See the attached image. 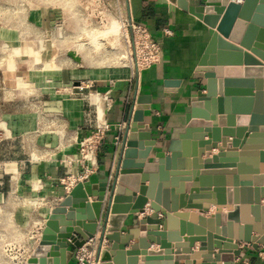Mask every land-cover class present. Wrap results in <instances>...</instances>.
Returning <instances> with one entry per match:
<instances>
[{
    "label": "crops",
    "instance_id": "obj_1",
    "mask_svg": "<svg viewBox=\"0 0 264 264\" xmlns=\"http://www.w3.org/2000/svg\"><path fill=\"white\" fill-rule=\"evenodd\" d=\"M0 1V43L13 51L14 58L10 65L14 79L26 86L21 93L0 94V205L7 203L5 207L0 206V210L5 212L7 208H13L12 223L28 236L26 241L17 243L24 251L22 264H26L39 242L52 209L68 195L61 180L82 172L76 162L80 142L98 129L103 130V139L96 151V163L87 183L94 185L111 176L117 169L112 154L131 122L136 99L140 96L150 99L149 109L143 112V125L148 127L151 139L155 142L151 159L147 162L155 161L152 159L155 152L168 155L173 129L185 126L191 96L199 91L204 93L206 80L196 69L210 36L207 26L175 5L164 3L163 0H124L125 21L131 19L148 29L162 48V61L139 74L71 65L57 68L60 55L55 54L53 48L45 46L50 41L47 36H53L54 27L63 17L62 11L49 6L21 10L19 0L14 4L7 0ZM231 1L242 4L240 0ZM188 2L198 5L195 0ZM10 5L16 6L15 10L21 12L15 15L10 11L7 15ZM166 30L171 35H165ZM252 57L264 67V63ZM33 71L41 76L51 74L52 82L59 85L43 81V77L34 78ZM2 79L0 90L5 86ZM91 94L108 98L102 126L97 122L94 107L88 102L87 97ZM234 106L241 113L236 128L244 129L236 148L232 147L233 139L224 136H221V140L224 139L226 143L224 146L221 142H211L204 148L197 145L195 157L189 154L191 157L184 161L182 171L190 175L185 176L188 182L184 176L176 177V187L171 186V179L174 178L171 176L166 181H157L155 194L158 195L159 211L155 218L159 224L153 225L154 228L159 231L165 226L169 228V221L162 216L167 213L161 206L164 186L168 191L169 209L175 207L177 213H194L197 217L177 218L174 223H170L164 239L154 236L143 238L142 249L134 237L122 244L125 246L122 250L124 254L132 246L136 248L135 264H223L222 261L264 264V247L259 245L255 250L251 244L236 241L238 235L244 236L246 232L244 227H240L241 224L237 226L234 220L227 217L234 206L241 207L254 202L255 188L251 186L254 184L253 178L264 177V149H247L264 148V144H249L245 132L248 122L243 120L245 117L249 119L244 116L247 104L236 103ZM215 117L211 123L213 126L219 123V117L225 119V115ZM203 135L206 136L203 141L212 140L208 138L211 137L209 132ZM116 138H119L118 141ZM221 151L223 156L219 158ZM68 161L71 164H67ZM205 161H209L208 165L213 168L204 169ZM237 165H240V170ZM197 175L199 179L195 181ZM147 185L148 182H145L144 187ZM203 188L206 190H201ZM193 189H197L199 194L210 195V198L188 200L191 195H196L192 193ZM215 189H223L221 197L224 205L217 204ZM257 199L259 205L264 206V196L258 195ZM88 200L92 203L96 198L91 196ZM102 203L101 212L104 209ZM150 203L147 200L141 213L122 215L119 226L129 231L138 230V222L152 213ZM189 204L198 205L200 209H187L186 205ZM215 214L219 215V219H213ZM250 215V210L240 209L238 221L241 222L243 217L251 218ZM146 233L143 231L140 234ZM170 234L172 236H168ZM100 237L98 228L94 238L84 244L94 250L96 260L100 247L109 248L106 240L100 244ZM123 237L124 234L119 235L120 239ZM62 242L68 246L66 264H76L75 253L78 248L73 247L69 240L63 239ZM229 247H235L240 255L235 258ZM150 251L155 254L162 252L160 255L148 256ZM217 254L219 262L213 258ZM126 262L127 257H123V263Z\"/></svg>",
    "mask_w": 264,
    "mask_h": 264
},
{
    "label": "water",
    "instance_id": "obj_2",
    "mask_svg": "<svg viewBox=\"0 0 264 264\" xmlns=\"http://www.w3.org/2000/svg\"><path fill=\"white\" fill-rule=\"evenodd\" d=\"M195 1L198 5H190L188 0H163L164 3L175 5L200 20L208 27L210 36L196 69V72L202 73L206 80L204 93L199 91L191 96L190 111L185 115V126L173 129L167 148L168 155L164 152H155L152 157L155 161L147 162L151 159L150 154L155 142L151 139L148 127L143 125V112L149 109L150 99L140 96L136 99L131 122L112 154L117 169L111 176L99 180L97 184L78 183L72 188L69 194L52 209L40 234L39 242L30 253L26 264H66L68 246L62 240H69L73 247L80 248L94 238L98 228L101 236L100 244L106 240L109 245L108 249L100 247L99 264L110 262L124 264L123 257H127L126 264H135L136 248L132 246L130 251L124 254L122 250L125 246L122 244L134 237L142 249L143 238L154 236L164 239L170 229V223H174L177 218L197 217L194 213H177L178 209L175 207L169 209L168 191L164 186L161 206L167 213H163L162 216L169 221V228L165 226L161 231L154 228L153 225L159 224L155 218L159 211L158 195L155 194L157 181H166L171 176L174 177L171 179V186L176 187V177L184 176L187 178L185 181L188 182L189 179L185 176L190 175L182 171L184 161L188 157H195L197 145L204 148L211 142H221L224 146L226 143L224 139L221 140V136H224L232 138V147L236 148L237 140L244 132V129L236 128L238 126L236 124L240 123L241 119L239 109L234 106L236 103L247 104L244 116H248L249 119L245 117L243 120L248 122V130L245 132L249 144H260V146L264 144V81L262 80L264 67L252 57L264 63V0H240L241 5L231 0ZM70 55L72 53H67V56ZM217 115H225V119L219 117V123L213 126L214 124L211 123ZM205 132L210 133L211 137L208 138L212 140L203 141L206 137L203 135ZM206 150H209V146ZM205 155L208 156V153L206 152ZM222 156L221 151L218 157ZM204 164V169L213 168L208 165L209 161H205ZM237 168L240 170V165H237ZM198 179L197 175L195 181ZM145 182H148L147 187H144ZM253 182L251 186L255 188L254 202L241 207L234 206L233 210L227 213V217L234 220L237 226L241 224L240 227H244L246 232L244 236L238 235L235 240L251 244L256 250L259 245L264 247V206H260L257 199L258 195L264 196V188H261L264 186V177L254 176ZM222 192L223 189H215L219 205H224ZM192 193L196 195H191L188 198L190 201L210 198L208 194H199L197 189H193ZM91 196L95 197L96 201L89 203L88 197ZM147 200L151 201L152 213L138 222V230L129 231L119 226L122 215L141 213ZM102 202L104 209L101 212ZM186 208L200 209L198 205L190 204L186 205ZM240 209L250 210L251 218L243 217L239 222ZM213 219H219V215L215 214ZM203 220L212 219H201ZM143 231L147 233L141 235ZM222 232L224 234L225 231ZM120 234H124L121 239ZM162 249L161 247L160 250ZM229 250H232L235 258L240 255V251L235 247H229ZM161 252L155 254L150 251L147 255H160ZM213 258L215 262H219L218 254ZM222 263L232 264L228 261Z\"/></svg>",
    "mask_w": 264,
    "mask_h": 264
},
{
    "label": "rangeland",
    "instance_id": "obj_3",
    "mask_svg": "<svg viewBox=\"0 0 264 264\" xmlns=\"http://www.w3.org/2000/svg\"><path fill=\"white\" fill-rule=\"evenodd\" d=\"M7 1L14 4L17 0ZM19 2H21V10H27L35 6H49L62 11L63 17L59 20L60 23L54 27L53 36H47V39L51 42L48 41L47 46H45L53 48L55 54L60 55L56 65L57 68L71 65L102 70H125L132 73L129 61V46L123 27V24H126L124 1H119L118 4L111 2L101 4L94 0H19ZM15 7L13 5L8 6L7 15L10 11H13L15 15L21 12L15 10ZM67 53H72V55L67 56ZM13 58V51L4 48L0 43V78H3L2 80L5 83V86L0 90V94L3 95L21 93L26 89L23 82L14 79L15 75L12 73L10 65ZM32 75L38 79L43 77V81H49L52 85H59L52 82L53 76L51 74L41 76L37 71H33ZM91 96H95L99 102L100 100L106 101V113L108 98L96 94H91ZM91 96L87 97L88 102ZM92 106L97 110V119L101 126L100 108L98 104H92ZM6 205L7 203L0 206L5 207ZM2 210H0V258L4 260L3 256H6L3 252V241L17 239L24 242L28 236L21 229L17 232L18 227L12 223L13 208L12 210L7 208L5 212ZM1 264L3 263L1 262ZM5 264H10V262L5 260Z\"/></svg>",
    "mask_w": 264,
    "mask_h": 264
},
{
    "label": "built area",
    "instance_id": "obj_4",
    "mask_svg": "<svg viewBox=\"0 0 264 264\" xmlns=\"http://www.w3.org/2000/svg\"><path fill=\"white\" fill-rule=\"evenodd\" d=\"M97 3H116L124 0H94ZM167 1V0H166ZM125 32L127 36V44L129 46L131 57L132 74L140 72L159 64L163 59V51L160 44L151 36L148 29L140 24L133 22L131 19L125 21ZM165 35H171L169 31H165ZM103 130L98 129L93 135L85 138L79 144V156L76 162L81 167L82 172L77 176H70L61 180L66 193L72 190L78 183L85 184L88 182L89 176L92 174V169L96 163V151L103 139ZM119 138H116L118 141ZM88 155H93L90 159ZM67 164H71L68 161ZM17 244H4V255L9 258L12 264H22L24 256ZM24 254V253H23ZM76 264H99L98 259L94 257V250L83 245L78 248L75 253Z\"/></svg>",
    "mask_w": 264,
    "mask_h": 264
},
{
    "label": "bare ground",
    "instance_id": "obj_5",
    "mask_svg": "<svg viewBox=\"0 0 264 264\" xmlns=\"http://www.w3.org/2000/svg\"><path fill=\"white\" fill-rule=\"evenodd\" d=\"M123 27L125 28V25L123 24ZM113 30H115V29H113ZM112 30V31H113ZM118 31V30H117ZM110 33V32H109ZM114 34H116L117 35V33H115L114 32ZM114 36V35H113ZM129 57H130V51H129ZM129 61H130V64H131V57H130V59H129ZM94 95V94H93ZM96 95H99V96H101L100 94H96ZM91 95H89V97H90ZM89 102L90 103H92V104H94V105H96V104H98V106H99V108H100V114H101V126L103 125V114H104V111H105V109H106V105H105V103H106V101H101L100 100V102L98 101V99L95 97V96H91V98L89 99ZM91 104V105H92ZM94 107V106H93ZM95 108V107H94ZM95 111H96V113H97V110H96V108H95ZM97 118H98V113H97ZM97 122H98V119H97ZM99 124V123H98ZM100 126V125H99ZM88 157L90 158V159H93V155H88ZM17 228V227H16ZM20 231V228H17V232H19ZM17 243H20V241L19 240H10V241H3V244H17ZM19 247H21L20 246V244H19ZM3 259L4 260H2V263L3 264H5V260H7L8 262H10L11 260L9 259V258H7V257H4L3 256ZM1 264V263H0ZM10 264H12L11 262H10Z\"/></svg>",
    "mask_w": 264,
    "mask_h": 264
}]
</instances>
